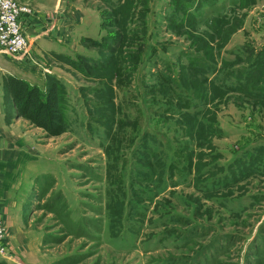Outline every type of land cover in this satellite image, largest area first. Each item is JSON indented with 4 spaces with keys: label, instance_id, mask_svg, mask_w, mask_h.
<instances>
[{
    "label": "rangeland",
    "instance_id": "obj_1",
    "mask_svg": "<svg viewBox=\"0 0 264 264\" xmlns=\"http://www.w3.org/2000/svg\"><path fill=\"white\" fill-rule=\"evenodd\" d=\"M238 1L74 0L82 28L108 41L64 33L81 55L57 71L69 90L63 133L35 107L20 117L22 95L0 78L5 121L33 130L31 150L6 144L0 156V264H264V99L214 84L224 61L246 68L264 50V0ZM203 41L215 59L207 82L189 63ZM27 42L16 56L48 65ZM112 58L122 62L110 81ZM72 60L97 65L83 74ZM190 84L210 101L188 98ZM108 85L114 100L98 98ZM197 111L201 139L188 137Z\"/></svg>",
    "mask_w": 264,
    "mask_h": 264
},
{
    "label": "trees",
    "instance_id": "obj_2",
    "mask_svg": "<svg viewBox=\"0 0 264 264\" xmlns=\"http://www.w3.org/2000/svg\"><path fill=\"white\" fill-rule=\"evenodd\" d=\"M197 0H192L191 3H195ZM243 1V0H239ZM239 1L237 3H239ZM212 2H215V0H198V4H201V7L203 4H213ZM194 20V18H192ZM123 26L126 27L127 25V18L123 19ZM184 23V22H182ZM120 25V24H119ZM126 32V29L124 30ZM207 34H204L203 37L206 40ZM125 41V37H123ZM118 39V38H116ZM121 39V38H120ZM118 39V40H120ZM112 41L113 39H109V41ZM86 41L96 42L97 40L87 39ZM108 41V38L102 39V42ZM99 48H103L104 46L101 45L100 42H96ZM133 47L132 44H128L127 46ZM127 48V49H128ZM196 48V52L193 54V57L190 60L191 69L194 70H201L202 76L205 78V82L210 80V74L214 73V70L212 69V66L210 62H214L215 59H213V55L211 54L213 49H210L207 45L206 41L200 42V44H197L194 46ZM104 49V48H103ZM108 50V48H106ZM78 60V59H77ZM77 60H72V64L74 67L78 68L83 74H88L90 69H94L95 67L92 65L89 68L81 67ZM85 61L89 63H93L94 61L87 57H79V61ZM103 60L100 62L102 63ZM122 61L120 58H112L108 64L105 65V72L110 73V77H107V80H112L114 78H118V67L120 66V63ZM241 62V61H240ZM240 62H232L229 63L228 61H224V69H229L228 73L223 74V76H218L217 79H215L214 84L220 83L219 85H227L225 89V93H232V92H238V93H251V94H259L261 95V99H264V50L262 53L258 54L255 61L250 64L249 67L236 69L235 65L240 64ZM97 63L95 64V66ZM110 67V68H109ZM241 72V73H240ZM240 73V74H239ZM237 76V77H236ZM10 80L13 83V93L11 92V95L13 96V99L17 100L19 99V96L22 95L23 97V106L22 112H20V117H27L29 119H32V113L29 112V109L32 107H35V109H39L40 113L43 117L45 122H47V125L50 127H56L57 130H59L57 133H63L68 128V114H67V108L69 107V99L68 94L69 90L66 86V84L61 80L54 76H47L45 90H41V88L37 86H32L28 84L25 81H22L20 79H16L13 77H10ZM213 80V79H212ZM210 82H213V81ZM204 82V83H205ZM213 84V86H214ZM218 85V86H219ZM190 85L186 87V89L189 92L188 98H193V101H203L205 104L206 99L210 101V97L208 93L204 92V89L200 90L198 88L197 90L194 89V93L192 94L190 92ZM224 86V87H225ZM107 87V86H106ZM104 86V91L102 93H98L97 96L100 99H107L106 97L111 98L114 100L113 96V86H109L106 88ZM194 88V86L192 87ZM204 93V95H203ZM256 96V95H255ZM202 115L200 111H197L193 114V117H196L198 122V117ZM204 120H201L198 123H195L192 128H194V132L189 134L188 137H195L196 139H201L204 135V129H205V123ZM56 135V134H54ZM205 137V136H204Z\"/></svg>",
    "mask_w": 264,
    "mask_h": 264
},
{
    "label": "crops",
    "instance_id": "obj_3",
    "mask_svg": "<svg viewBox=\"0 0 264 264\" xmlns=\"http://www.w3.org/2000/svg\"><path fill=\"white\" fill-rule=\"evenodd\" d=\"M18 1L32 6L37 12L36 16H25L23 18L24 31L33 46L34 51H32V54L36 58H42V62L44 60L48 65L40 63L41 65L35 66L27 57L11 56L0 52V78L4 76L13 77L32 86L44 88L49 74L56 75L59 79L64 78V76L57 73L59 63L64 58L74 59L77 55H81L75 49L74 44H70L69 41L65 40L64 33L72 29V35L75 36L74 34H76L81 41L87 39L97 40L99 34L94 37L96 30L82 28L85 23L83 19L84 12H82L79 4L76 5L74 0L73 4L70 0ZM61 7H65L68 12H74L70 15L62 13L56 17L53 11ZM59 17L60 19L52 21L53 18ZM32 134L33 130L28 129L18 118L11 123H7L0 106V156L2 150H5L6 144L8 150L14 149L17 153L21 150H31V144L28 147L27 140H30Z\"/></svg>",
    "mask_w": 264,
    "mask_h": 264
},
{
    "label": "built area",
    "instance_id": "obj_4",
    "mask_svg": "<svg viewBox=\"0 0 264 264\" xmlns=\"http://www.w3.org/2000/svg\"><path fill=\"white\" fill-rule=\"evenodd\" d=\"M28 12L16 0H0V52L16 56L26 51L23 18ZM5 232L0 221V254L5 252Z\"/></svg>",
    "mask_w": 264,
    "mask_h": 264
}]
</instances>
